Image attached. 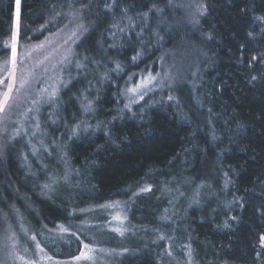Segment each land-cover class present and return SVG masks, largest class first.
<instances>
[{"label": "trees", "instance_id": "obj_1", "mask_svg": "<svg viewBox=\"0 0 264 264\" xmlns=\"http://www.w3.org/2000/svg\"><path fill=\"white\" fill-rule=\"evenodd\" d=\"M183 1L20 0L18 45L80 26L76 77L63 72L60 99L41 106L40 136L0 147V214H19L51 256L119 241L103 204L125 200L137 234L171 235L180 219L192 255L125 241L116 264H264V0H199L195 25ZM14 4L0 0V60ZM177 51L187 71L167 98L125 109L128 74Z\"/></svg>", "mask_w": 264, "mask_h": 264}, {"label": "rangeland", "instance_id": "obj_2", "mask_svg": "<svg viewBox=\"0 0 264 264\" xmlns=\"http://www.w3.org/2000/svg\"><path fill=\"white\" fill-rule=\"evenodd\" d=\"M181 4L187 11V23L195 25L196 14H203L204 4L199 0H184ZM19 6L20 0L19 3L15 0L16 39L11 40L12 54L6 60H0V104H3V110L0 111V147L10 139L12 134L25 136L24 138L28 141L34 140L36 135L40 136L37 130L41 126L39 113L41 106L52 103L51 101L56 98L57 101L60 99L62 91L59 88L64 85L63 72L68 81L70 76L71 79L76 77L71 70L69 76L67 73L69 69L65 66L71 62L72 56L74 57V45L78 37L77 28L80 26L73 23L69 29L59 35L58 33L50 34L37 42L18 45ZM179 22L181 23L180 20ZM175 23L177 24V20ZM13 47H15L14 58ZM193 52L196 50L186 53L185 60L188 56H192ZM166 60L160 59L156 64H150L143 70L128 74L122 90L125 109L130 110L133 106L144 103L146 99L149 104H153L151 99L154 97L167 98L168 93L165 89L170 88L173 82L182 79L187 67L184 66V53L181 51L169 53ZM81 66L82 63L77 60V68ZM149 75L155 79L151 83H145V78ZM138 85L139 88H137ZM132 88H137V91H129ZM5 93H8L6 102ZM154 93L160 96H153ZM9 130H11L10 133ZM103 207L107 218L101 222V225L118 234L119 241L116 243L88 241L83 243L77 255L65 259L51 256L40 245L35 234L19 214L1 213L0 222L3 225L0 227V264H116L119 261L117 260L119 255L123 256L126 250L125 241H162L164 250L168 254L172 255L182 250L186 259L191 261V243L183 238L185 227L184 224L179 226L180 219H174L177 222H174L177 231L171 235L163 230L150 228L145 229L146 233L142 235L137 234L139 233L137 227L134 228L127 222V201L111 200L105 202ZM84 211H90V209L87 208ZM171 212L173 209L170 213H165L166 217L171 216ZM166 217L165 221H169L170 218ZM134 232L136 233L133 234ZM150 232L153 234L156 232V237L147 239L150 237ZM129 235L130 239L125 240ZM262 238L264 235L260 236L259 247L264 250Z\"/></svg>", "mask_w": 264, "mask_h": 264}, {"label": "snow or ice", "instance_id": "obj_3", "mask_svg": "<svg viewBox=\"0 0 264 264\" xmlns=\"http://www.w3.org/2000/svg\"><path fill=\"white\" fill-rule=\"evenodd\" d=\"M17 3H19V0H17ZM15 39H16V34L14 33L13 34V41H15ZM15 57V47H13V58ZM133 59L135 60L136 59V57H133ZM117 68H119V65H117ZM155 79V77H153V76H151V75H149L148 77H146L145 78V83H151V81L152 80H154ZM140 86L138 85L137 86V88H139ZM137 88H132V89H129V91H131V92H136L137 91ZM9 91H10V89H9ZM4 97H5V102H6V100H7V98H8V93H5L4 94ZM169 99H171V97H169ZM3 110V104H0V111H2ZM89 110V108L88 107H86L85 108V111H88ZM74 131H75V129H74ZM262 239H264V238H262ZM77 259H79V257L77 258Z\"/></svg>", "mask_w": 264, "mask_h": 264}]
</instances>
